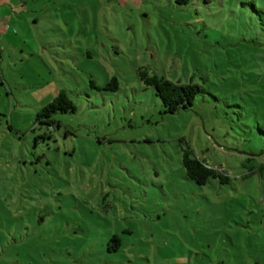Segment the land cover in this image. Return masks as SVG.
<instances>
[{
	"label": "rangeland",
	"instance_id": "rangeland-1",
	"mask_svg": "<svg viewBox=\"0 0 264 264\" xmlns=\"http://www.w3.org/2000/svg\"><path fill=\"white\" fill-rule=\"evenodd\" d=\"M254 6L0 0V264H264ZM143 68L203 92L164 113ZM60 90L76 110L49 129ZM186 145L227 178H187Z\"/></svg>",
	"mask_w": 264,
	"mask_h": 264
},
{
	"label": "trees",
	"instance_id": "trees-1",
	"mask_svg": "<svg viewBox=\"0 0 264 264\" xmlns=\"http://www.w3.org/2000/svg\"><path fill=\"white\" fill-rule=\"evenodd\" d=\"M254 9L259 15L261 20L259 25L264 32V16L260 15L264 13L257 10L255 6ZM138 76L146 86L153 87L155 95L162 102L164 113H175L181 109H189L196 95L203 92V89L195 83L181 84L173 82L157 74L149 73L146 68L139 70ZM111 83H113V79L107 84V87ZM75 110L76 106L67 96L66 91L60 90L49 103L37 112L36 121L45 123L49 126V129H52V125L55 123L53 119L55 113H72ZM261 131L264 133V129H261ZM181 162L184 167V175L199 185L205 184L212 177L219 176L221 180L227 178L216 169L208 166L204 160L194 156L187 145L183 148Z\"/></svg>",
	"mask_w": 264,
	"mask_h": 264
}]
</instances>
